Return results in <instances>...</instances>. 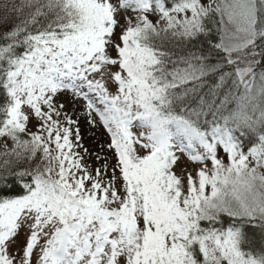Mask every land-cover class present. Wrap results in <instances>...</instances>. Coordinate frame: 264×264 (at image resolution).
Wrapping results in <instances>:
<instances>
[{
  "label": "snow or ice",
  "instance_id": "snow-or-ice-1",
  "mask_svg": "<svg viewBox=\"0 0 264 264\" xmlns=\"http://www.w3.org/2000/svg\"><path fill=\"white\" fill-rule=\"evenodd\" d=\"M0 12V264H264V0ZM67 88L114 163H85Z\"/></svg>",
  "mask_w": 264,
  "mask_h": 264
},
{
  "label": "rangeland",
  "instance_id": "rangeland-1",
  "mask_svg": "<svg viewBox=\"0 0 264 264\" xmlns=\"http://www.w3.org/2000/svg\"><path fill=\"white\" fill-rule=\"evenodd\" d=\"M2 2L3 0H0V3ZM113 2L118 3V0H113ZM128 14L132 15L133 17H135L136 15V13L131 12V10H129ZM150 18L155 19V16H150ZM121 22L123 23V20ZM2 30L3 28H0V31ZM119 31L120 29L118 28L117 33H119ZM73 83H75L77 87L81 88L82 91L84 92L88 91L86 86L80 85L78 81H73ZM110 88L114 90V85H110ZM55 99L58 104L63 103L64 111L67 112L69 115H71L74 120L78 121V125H73V130H75L77 126L79 127L83 146L84 148L88 149V153L90 154V155L85 156V163L89 164L90 167L92 168L99 167L103 163V161H98L96 159L95 154L97 153H99L102 156H107L109 158V162L114 163L115 162L114 155L106 147V145L110 142L109 134L107 133L103 125L99 122L98 117H95L97 120V125L95 127H92L88 123V117L85 112L86 101L82 98L74 99L73 92L70 88L64 89L61 92H59L57 96L55 97ZM35 125H36V121L33 120L29 124V128L35 131L36 130ZM133 130L142 131L143 129L134 128ZM73 139H75L74 136H73ZM101 145L105 146L103 150H101V147H100ZM78 151H81V155H84L82 150L78 149ZM178 154L180 155L181 159L175 167V171L177 172V174L178 175L181 174L182 168H187L188 171L192 172L193 175H195V171L199 167H201V165L198 163L189 161L187 158V153H178ZM221 155H223V153H221ZM225 160H226V157H225ZM210 166L211 165L209 163V167ZM26 232H27L26 228L21 230L20 235L18 237L17 246L23 243Z\"/></svg>",
  "mask_w": 264,
  "mask_h": 264
},
{
  "label": "trees",
  "instance_id": "trees-1",
  "mask_svg": "<svg viewBox=\"0 0 264 264\" xmlns=\"http://www.w3.org/2000/svg\"><path fill=\"white\" fill-rule=\"evenodd\" d=\"M3 13L0 12V15ZM227 220V218H225ZM249 240L257 247L264 244V230L259 227L246 229Z\"/></svg>",
  "mask_w": 264,
  "mask_h": 264
}]
</instances>
